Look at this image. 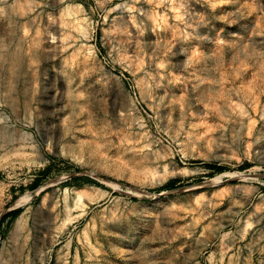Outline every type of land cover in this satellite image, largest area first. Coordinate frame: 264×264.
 Wrapping results in <instances>:
<instances>
[{"label":"rangeland","instance_id":"374dc122","mask_svg":"<svg viewBox=\"0 0 264 264\" xmlns=\"http://www.w3.org/2000/svg\"><path fill=\"white\" fill-rule=\"evenodd\" d=\"M6 212L0 264H264V0H0Z\"/></svg>","mask_w":264,"mask_h":264},{"label":"bare ground","instance_id":"6f19581e","mask_svg":"<svg viewBox=\"0 0 264 264\" xmlns=\"http://www.w3.org/2000/svg\"><path fill=\"white\" fill-rule=\"evenodd\" d=\"M139 17V16H138ZM137 19V18H136ZM141 21V20H140ZM139 21V22H140ZM136 23V21H135ZM143 24V23H141ZM66 26V25H65ZM221 176H225L226 178H239V179H243L245 176H244V173L243 172H240V171H235V172H232V173H220L218 174L217 176L214 177V179L212 178V180H219ZM213 183V182H212ZM110 185V184H109ZM115 188V187H113ZM117 189V188H116ZM26 197V196H25ZM24 201V197L23 195H21V197H19L17 200H15L14 202V206H18L19 204L23 203ZM26 202V201H25ZM24 202V203H25Z\"/></svg>","mask_w":264,"mask_h":264},{"label":"trees","instance_id":"16d2710c","mask_svg":"<svg viewBox=\"0 0 264 264\" xmlns=\"http://www.w3.org/2000/svg\"><path fill=\"white\" fill-rule=\"evenodd\" d=\"M211 168L215 169V170L218 171V172L223 171V167H222V166H219V165H214V164H212V165H211ZM173 185H174V184H168V185L166 186V189H172V188H174L175 186H173ZM35 187H36V186H35ZM7 213H8V212L3 213V214L0 216V225H1V223L3 222V220L5 219V216H6Z\"/></svg>","mask_w":264,"mask_h":264}]
</instances>
